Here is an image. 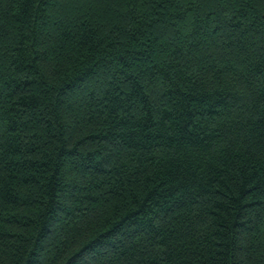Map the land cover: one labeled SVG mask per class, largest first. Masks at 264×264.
<instances>
[{
    "label": "trees",
    "instance_id": "1",
    "mask_svg": "<svg viewBox=\"0 0 264 264\" xmlns=\"http://www.w3.org/2000/svg\"><path fill=\"white\" fill-rule=\"evenodd\" d=\"M0 264H264V0H0Z\"/></svg>",
    "mask_w": 264,
    "mask_h": 264
}]
</instances>
